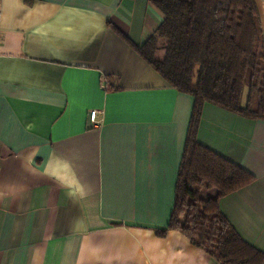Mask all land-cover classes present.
Wrapping results in <instances>:
<instances>
[{"label": "crops", "instance_id": "crops-1", "mask_svg": "<svg viewBox=\"0 0 264 264\" xmlns=\"http://www.w3.org/2000/svg\"><path fill=\"white\" fill-rule=\"evenodd\" d=\"M154 1L0 0V264H220L157 234L193 96L138 52L163 19ZM196 135L254 176L219 208L264 252V119L205 103Z\"/></svg>", "mask_w": 264, "mask_h": 264}, {"label": "trees", "instance_id": "trees-1", "mask_svg": "<svg viewBox=\"0 0 264 264\" xmlns=\"http://www.w3.org/2000/svg\"><path fill=\"white\" fill-rule=\"evenodd\" d=\"M154 3L163 19L138 52L169 85L193 96L174 205L157 234L178 230L220 264H263L264 252L245 241L219 208L221 197L254 176L199 143L196 135L205 103L264 119V44L256 2ZM158 39L165 41L160 60L154 55Z\"/></svg>", "mask_w": 264, "mask_h": 264}, {"label": "built area", "instance_id": "built-area-1", "mask_svg": "<svg viewBox=\"0 0 264 264\" xmlns=\"http://www.w3.org/2000/svg\"><path fill=\"white\" fill-rule=\"evenodd\" d=\"M99 113V111L98 110H92L91 112H90V119H91V121L92 122H97V120H98V116H97V114Z\"/></svg>", "mask_w": 264, "mask_h": 264}, {"label": "rangeland", "instance_id": "rangeland-1", "mask_svg": "<svg viewBox=\"0 0 264 264\" xmlns=\"http://www.w3.org/2000/svg\"><path fill=\"white\" fill-rule=\"evenodd\" d=\"M199 67H197V69H198Z\"/></svg>", "mask_w": 264, "mask_h": 264}]
</instances>
